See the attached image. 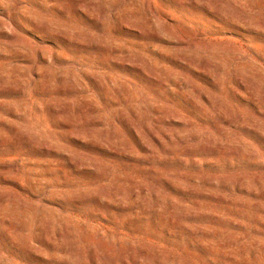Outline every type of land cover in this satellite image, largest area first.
<instances>
[{"label":"rangeland","instance_id":"rangeland-1","mask_svg":"<svg viewBox=\"0 0 264 264\" xmlns=\"http://www.w3.org/2000/svg\"><path fill=\"white\" fill-rule=\"evenodd\" d=\"M0 264H264V0H0Z\"/></svg>","mask_w":264,"mask_h":264}]
</instances>
